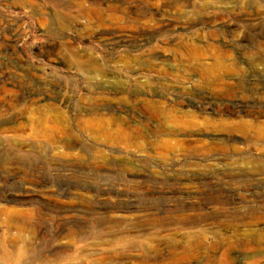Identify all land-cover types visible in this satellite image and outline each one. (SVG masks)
<instances>
[{"label":"rangeland","instance_id":"rangeland-1","mask_svg":"<svg viewBox=\"0 0 264 264\" xmlns=\"http://www.w3.org/2000/svg\"><path fill=\"white\" fill-rule=\"evenodd\" d=\"M95 1L0 0V264H264V0Z\"/></svg>","mask_w":264,"mask_h":264},{"label":"bare ground","instance_id":"bare-ground-1","mask_svg":"<svg viewBox=\"0 0 264 264\" xmlns=\"http://www.w3.org/2000/svg\"><path fill=\"white\" fill-rule=\"evenodd\" d=\"M76 3V2H75ZM81 3L78 1V5H80ZM90 6H91V8H90V10L96 15V16H98V17H101V16H107V17H109V16H112L111 14H109V11H114V12H110V13H126V12H128L127 11V9H124L123 7H122V5L121 4H112V3H108V4H105L104 3V0H97V1H95V2H92L91 4H90ZM102 6H106V8H109L110 10H106L105 12H103L102 11ZM106 27V26H105ZM87 28V27H86ZM112 77V76H111ZM4 91H6V90H4ZM8 92V91H7ZM7 92H5V94L4 95H6V93ZM8 94V93H7ZM9 94H11V91H10V93ZM13 94V93H12ZM11 94V95H12ZM11 97V96H10ZM11 102V101H10ZM241 177V176H240ZM222 189L223 188H221V191H222ZM214 192H216V191H214ZM219 192H220V190H219ZM224 191H222V193H223ZM226 193V192H225ZM223 195V194H222ZM14 249H15V251H14V259H12V260H14L15 262H18V261H20L22 258H23V254H24V252H22V251H18V248L17 247H14ZM12 258V257H11ZM6 259L7 260H9V257H6ZM6 261V260H5ZM17 264V263H16Z\"/></svg>","mask_w":264,"mask_h":264}]
</instances>
